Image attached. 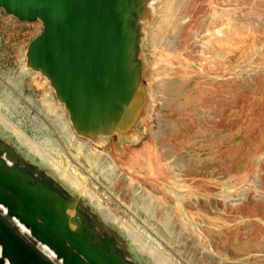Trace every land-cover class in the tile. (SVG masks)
<instances>
[{
    "label": "rangeland",
    "instance_id": "374dc122",
    "mask_svg": "<svg viewBox=\"0 0 264 264\" xmlns=\"http://www.w3.org/2000/svg\"><path fill=\"white\" fill-rule=\"evenodd\" d=\"M134 1L126 0L125 22L148 20L137 13L144 0ZM172 6L173 31L155 43L146 37L139 47L141 79L132 74V42L121 34L125 83L112 95L137 88L127 105L86 98L79 89L86 124L78 120L82 114L72 121L51 81L32 66L29 49L43 35V21L0 7V140L34 173L15 156L2 158L19 168L18 177L60 200L52 213L65 224L74 212L73 232L96 236L120 261L264 264V0ZM80 176L87 190L81 202ZM0 215L11 229L29 232L47 261L65 264L2 204ZM0 255L6 257L1 243Z\"/></svg>",
    "mask_w": 264,
    "mask_h": 264
},
{
    "label": "water",
    "instance_id": "95a60500",
    "mask_svg": "<svg viewBox=\"0 0 264 264\" xmlns=\"http://www.w3.org/2000/svg\"><path fill=\"white\" fill-rule=\"evenodd\" d=\"M0 7L20 19L43 21V35L29 49V57L32 66L51 81L58 98L70 110L72 121L77 122L82 114L77 109L78 99L83 96L79 89L86 93L85 97L91 94L104 100L124 99L126 105L136 93L137 88L130 92L128 86L125 97L112 95L125 83L118 47L121 34L126 33V0H0ZM126 105L118 109L119 115ZM83 119L78 120L85 123ZM1 140L0 204L30 228L37 240L47 244L65 264H130L124 259L120 261L113 252H105L104 246L96 244L95 237L86 240L84 230V237L69 230L52 213V207H62L60 200L57 202L49 190L39 191V184L18 177L19 168L5 164L2 155L7 153L28 168L31 166L34 173L33 165L16 148L3 147ZM0 243L11 261L52 264L1 218Z\"/></svg>",
    "mask_w": 264,
    "mask_h": 264
},
{
    "label": "bare ground",
    "instance_id": "6f19581e",
    "mask_svg": "<svg viewBox=\"0 0 264 264\" xmlns=\"http://www.w3.org/2000/svg\"><path fill=\"white\" fill-rule=\"evenodd\" d=\"M137 2V0H135ZM134 1V2H135ZM140 1V0H139ZM173 1L174 0H144L142 1V3L138 4V9H137V13L138 15L140 14H143L144 16H146L148 18V20H143L141 21V19L135 17V16H129L131 15V13H134L133 10H135V8L132 10V5L134 4H128V6L132 7L130 9L131 13H129L128 9V18H127V21L125 22L126 24V33L128 34L127 37H129L130 41L132 42L131 43V46H130V57H131V65H132V74L134 77H140L141 79V74H143L144 70H145V66L142 65V60H141V51L139 49V47L142 45V43L144 42V40L146 39V37H149L151 38L152 42H157L156 39L157 37L159 38V36H162L164 35L166 32H168L169 30L170 31H173V20H172V17H173V14H174V7L172 6L173 5ZM136 4H134V7H135ZM140 6V7H139ZM137 8V7H136ZM136 12V11H135ZM137 15V14H136ZM144 16L142 18H144ZM151 19V21H149ZM155 24L156 25V30H150L149 28V25L150 24ZM126 35V34H125ZM126 37V36H124ZM126 37V38H127ZM163 37L160 38V40L162 39ZM128 39V38H127ZM124 41V40H123ZM127 41V40H126ZM125 41V42H126ZM129 42V41H127ZM213 42V45L212 47H214V49L218 50V46H219V42L216 38H214V40L212 39L211 43ZM122 44V43H121ZM159 44V43H158ZM150 45V44H149ZM124 45H120L119 47H122ZM118 47V49H120ZM123 48V47H122ZM156 48V47H155ZM213 49V50H214ZM210 50V49H209ZM212 50V51H213ZM215 50V51H216ZM210 52V51H209ZM122 53V52H121ZM120 53V54H121ZM129 53V52H128ZM216 53V52H215ZM119 54V55H120ZM122 55H120V59H121ZM125 57V56H124ZM129 58V57H128ZM122 63V62H121ZM131 74V75H132ZM132 77V76H131ZM45 79V78H44ZM136 80V79H135ZM132 82V81H131ZM135 82V81H134ZM136 83V82H135ZM138 83V82H137ZM136 83V84H137ZM85 85V84H84ZM134 88V87H133ZM92 95H89V97H91ZM96 96V95H95ZM87 98V97H86ZM92 99V98H90ZM90 102L94 103L93 101L89 100ZM88 103V102H87ZM85 103V104H87ZM84 104L83 107H86V105ZM96 105V103L94 104ZM92 106V105H91ZM99 106V105H98ZM102 106V105H101ZM88 107V105H87ZM100 107V106H99ZM90 108V107H89ZM92 110H93V107H91ZM83 109V108H82ZM85 109V108H84ZM88 109V108H87ZM86 110V109H85ZM84 110V111H85ZM98 111V109H96ZM83 111V112H84ZM82 112V111H81ZM85 112H88V111H85ZM91 111H89L90 113ZM94 113V111L92 112ZM97 113V112H96ZM95 113V114H96ZM91 114V113H90ZM94 114V115H95ZM81 115V114H80ZM84 115L85 117V114H82ZM87 115V114H86ZM98 114H96L97 116ZM82 117V116H81ZM80 117V118H81ZM99 117V116H98ZM97 117V118H98ZM94 118V117H92ZM96 119V118H95ZM100 119V118H98ZM103 119V118H102ZM101 120V119H100ZM96 121H98L96 119ZM102 121V120H101ZM99 123V122H98ZM86 124V123H85ZM97 125V124H96ZM88 128V127H87ZM25 143V142H24ZM97 145V144H96ZM100 146V145H99ZM77 182H78V185H77V190H78V200L81 202V200L83 199V191H85V182H86V179L84 178V176H80L77 178ZM88 182V181H87ZM85 189V190H84ZM42 191V189H41ZM87 191V190H86ZM85 194H87L85 192ZM59 199V198H58ZM77 200V199H76ZM76 208V207H75ZM74 210V208H72ZM76 210V209H75ZM74 210V211H75ZM72 213V217L70 218L71 220H69V222L66 224L69 228V230L73 231V229L75 228L76 224L74 222V219H73V216H74V212H71ZM70 214V213H68ZM83 214V213H82ZM6 216V215H5ZM67 216V215H66ZM71 216V215H70ZM0 218L3 220V222L6 223L7 226H11V222H9V220L5 217H3L2 215H0ZM10 218V217H9ZM16 224V223H14ZM13 224V225H14ZM65 224V223H64ZM77 227V226H76ZM22 229V228H21ZM13 231L17 232L18 235L23 239L25 240L32 248H35L37 251L39 250L38 249V245L36 243H34L33 239L28 236V234H30L29 232L26 233V230L25 231H19L18 229L16 228H12ZM75 230V229H74ZM32 234V233H31ZM96 237V236H95ZM34 238V237H33ZM37 239V238H36ZM40 245V244H39ZM43 245V244H42ZM42 249V248H40ZM48 250V249H47ZM51 250V249H50ZM39 254L43 253V252H40L38 251ZM45 254V253H44ZM50 255V254H49ZM53 256V255H52ZM51 256V257H52ZM1 257V255H0ZM8 256L6 255V257L4 256V259L2 260L1 258V262L2 264H12V261L9 260V258H7ZM53 258V257H52ZM48 259V258H47ZM54 259V258H53ZM56 260V259H55ZM51 261V260H50ZM53 262V261H52ZM57 262V261H55ZM59 263V262H58ZM60 264V263H59Z\"/></svg>",
    "mask_w": 264,
    "mask_h": 264
}]
</instances>
